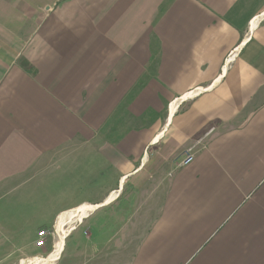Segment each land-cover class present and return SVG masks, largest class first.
<instances>
[{
    "label": "crops",
    "instance_id": "crops-1",
    "mask_svg": "<svg viewBox=\"0 0 264 264\" xmlns=\"http://www.w3.org/2000/svg\"><path fill=\"white\" fill-rule=\"evenodd\" d=\"M56 224V264H264V0H0V264Z\"/></svg>",
    "mask_w": 264,
    "mask_h": 264
},
{
    "label": "built area",
    "instance_id": "built-area-1",
    "mask_svg": "<svg viewBox=\"0 0 264 264\" xmlns=\"http://www.w3.org/2000/svg\"><path fill=\"white\" fill-rule=\"evenodd\" d=\"M200 93H201V90L196 93H190L189 95L182 97L180 101L178 102L177 106H179L181 103H184L188 99H191ZM194 155H195L194 148L188 149L185 152L184 159L180 162L179 166L182 167V166L188 165L190 162H192ZM61 234H63V232L62 230L60 231L58 229L57 224L54 225V229H51V230L42 229L41 231L37 233V240H36L35 245L39 249H44L47 246L48 239L50 238L52 239V251L46 257H41L39 263L56 264V262L61 258V254H62L64 247L62 251L59 253V255L54 258V255L57 252L59 242L62 238ZM64 234H67V232L64 231ZM64 236H67V235H64Z\"/></svg>",
    "mask_w": 264,
    "mask_h": 264
},
{
    "label": "bare ground",
    "instance_id": "bare-ground-1",
    "mask_svg": "<svg viewBox=\"0 0 264 264\" xmlns=\"http://www.w3.org/2000/svg\"><path fill=\"white\" fill-rule=\"evenodd\" d=\"M176 107H177V105L174 106V109H176ZM87 209H89V206L86 208V210H84L83 214L85 213V215H87V213L90 211V210H88V212H87ZM74 217H76V213H74V212H69V213H66L65 215H63L61 220H60V222H59V228H61V226H65L66 224H68L67 222L68 221L69 222L72 221ZM61 237L62 238H61V240L59 242V245H58V248H57V252L55 253L54 258L59 255V253L62 251V249L64 247V238H65V236L63 234H61Z\"/></svg>",
    "mask_w": 264,
    "mask_h": 264
},
{
    "label": "rangeland",
    "instance_id": "rangeland-1",
    "mask_svg": "<svg viewBox=\"0 0 264 264\" xmlns=\"http://www.w3.org/2000/svg\"><path fill=\"white\" fill-rule=\"evenodd\" d=\"M53 229H54V227H53ZM49 242V240L47 241V246L44 248V250L49 246V244L51 243L52 244V239L50 238V243H48ZM35 243H36V241H35ZM42 250V249H41ZM69 250H70V247H69V243H68V247H67V249H64V251H65V255L69 252ZM51 251H52V249H51ZM49 253H47V254H45L44 255V257H46L47 255H48ZM65 257V256H64ZM62 261H64V260H62ZM57 263V262H56ZM31 264V263H30ZM32 264H45V263H39L38 261L37 262H32Z\"/></svg>",
    "mask_w": 264,
    "mask_h": 264
}]
</instances>
